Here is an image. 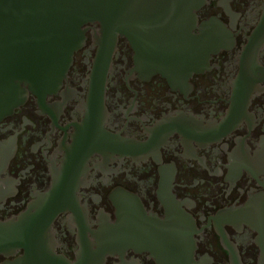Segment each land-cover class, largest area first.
Returning <instances> with one entry per match:
<instances>
[{
	"label": "flooded vegetation",
	"instance_id": "flooded-vegetation-1",
	"mask_svg": "<svg viewBox=\"0 0 264 264\" xmlns=\"http://www.w3.org/2000/svg\"><path fill=\"white\" fill-rule=\"evenodd\" d=\"M195 18L167 63L91 25L0 121V264H264V0Z\"/></svg>",
	"mask_w": 264,
	"mask_h": 264
},
{
	"label": "water",
	"instance_id": "water-1",
	"mask_svg": "<svg viewBox=\"0 0 264 264\" xmlns=\"http://www.w3.org/2000/svg\"><path fill=\"white\" fill-rule=\"evenodd\" d=\"M206 2L0 0V121L30 95L59 91L91 25H100L104 48L127 38L144 58L167 63L185 55L195 11ZM7 240L4 231L0 246L7 247Z\"/></svg>",
	"mask_w": 264,
	"mask_h": 264
}]
</instances>
